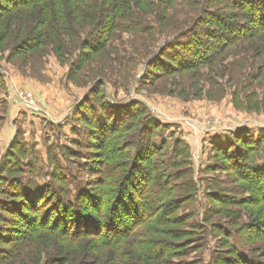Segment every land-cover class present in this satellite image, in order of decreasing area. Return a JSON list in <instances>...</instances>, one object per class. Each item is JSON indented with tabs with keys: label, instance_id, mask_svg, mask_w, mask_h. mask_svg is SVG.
<instances>
[{
	"label": "rangeland",
	"instance_id": "obj_1",
	"mask_svg": "<svg viewBox=\"0 0 264 264\" xmlns=\"http://www.w3.org/2000/svg\"><path fill=\"white\" fill-rule=\"evenodd\" d=\"M75 1L0 0V264H217L238 244L264 262L247 232L264 190L240 164L264 162V27L230 0H150L115 22ZM220 22L259 30L214 54ZM187 27L207 50L172 65ZM124 216L129 237L99 244Z\"/></svg>",
	"mask_w": 264,
	"mask_h": 264
},
{
	"label": "trees",
	"instance_id": "obj_2",
	"mask_svg": "<svg viewBox=\"0 0 264 264\" xmlns=\"http://www.w3.org/2000/svg\"><path fill=\"white\" fill-rule=\"evenodd\" d=\"M76 1L75 2L81 4L82 7L84 5L89 6V2H90V5L93 2V0H76ZM104 1H106L107 3L112 1L113 3H112V5L107 6L106 5L107 3H104ZM104 1L103 2L101 1L98 4H95V7H93V8H95L94 10L95 11L97 10L96 13L98 14L99 18H101L102 15H104L103 16L104 18L105 17L108 18L110 16V19L115 22L119 19L127 18L129 15L126 12V10H128V8L132 7L133 4L135 6H139L145 2H149L150 0H104ZM241 3H245V4L244 5L242 4L240 7L239 4H241ZM230 4H234L235 6L240 7V9L243 10V12L245 14L244 18L249 19V21H251V22H254V24L258 25L257 26L258 28L264 27V16L263 17L261 16V13H264V0H230ZM238 7H236V8L239 9ZM85 14H87V12L83 13L82 15H85ZM101 20L96 21L97 22L96 26L99 30L102 28ZM221 23L222 22H220V24L216 23L215 32L210 31V29H209V31L207 29L205 30V34L207 37H213L216 40L217 44L214 46V51H215L214 54H216V52L218 53L224 47L233 43L235 40H239L240 38L252 35L255 31L257 32L259 30L257 27H255L253 29L246 28L244 24L243 25L238 24L240 26H236V24H229V23H222L221 24ZM99 25L101 26V28L98 27ZM194 26H195V28H198V25H193L192 27H194ZM192 27L185 28L181 33V35H183L184 33L190 34L191 35V37H190L191 41L190 42L189 41L185 42L182 45L183 47L182 46L180 47V45H178L180 48H177L175 50V52L172 48H170L169 51L165 52L167 54L168 60L172 59L171 60L172 65L177 64V63L183 64V61L185 60V58H187L186 55L192 53L193 50L195 51V53L193 54V58H192L194 60H195V57L198 56L196 52L201 54L202 51L207 50L206 43H205V45L203 44V47L201 49V39L199 38V34H198V32L201 30L198 29V32H197L196 29H193V30L190 29ZM103 45H104V43H101L99 45L100 47L99 46H94V47L91 46V48H92V50L95 49L94 51L97 52V51H100L103 49L102 48ZM84 48H85V45H84ZM173 48H175V47H173ZM208 48L212 49L213 46H211V47L209 46ZM202 60L204 62L205 58H203V59L201 58L200 60H198V62H202ZM183 65L189 66L191 64L186 63ZM157 68H160V67L157 66ZM170 69H171V67L169 65V67H167V70H170ZM160 70L165 71L164 68H160ZM253 163L254 162L252 161V157H249V159L246 158L245 161L243 163H240V164L242 166L245 165L246 169L248 167L249 171H247V172L249 175H253V176L255 175L258 177V180L260 181V184L262 185L260 188L261 189L260 193L263 194V190H264V162L261 166H257L258 168L255 167V164H253ZM253 166L255 168H253ZM136 174H138L136 176H139L140 172L137 170ZM134 178H136V180ZM133 180L137 181L138 179H137V177L134 176L133 179H131L130 184H132V182H134ZM128 181H129V179H128ZM125 183H126V181H125ZM125 183L124 184L119 183L118 190H120L122 187H124ZM133 185L136 187V191H137L139 183L134 182ZM130 190L132 191L131 188H130ZM133 190H135V189H133ZM124 191H127V189H125ZM149 210L147 213H149ZM127 212H129V211H127ZM114 216H115V213H113V217ZM125 218H127V217L124 216L119 220L118 226H113V225L110 226L109 224H107L106 228H105L106 232H107V236L103 235L100 232H94L93 235L95 236L96 241L99 242V244H101V245L102 244L108 245L109 243H112V245H115V244L117 245V243L128 238L131 231L138 225L139 221L135 222L131 228L126 230L124 233H122L121 232V226L122 225L125 226L127 224V221H128L127 219L125 220ZM132 219H133V217H132ZM54 221H55V219H53L51 225L49 226L50 228L57 227L56 224L53 223ZM257 223H258V226L256 229L253 227L254 224H251L250 225L251 227L249 226V228L247 229V232L249 231V235H248L249 237L248 238L255 239L257 237H263L264 236V221L261 224L259 222H257ZM45 225H46V223L44 221H41L37 224L36 229L37 228H40V230L44 229ZM202 226L200 224H194L192 227L194 228L195 232H196V230H198L199 232H204L203 230H205V229ZM214 229H216L215 231L217 234H221L224 236V240H227L231 236L235 237V233L232 234V232H230L228 230L223 231V228L221 226L220 227H214ZM35 231L36 230H34L33 232H35ZM186 236L187 235H184V236L178 235V238L186 237ZM235 247L236 248L234 250L229 251L228 254L226 253V255H224L225 256L224 258H226L225 260H222V258H220L217 261V264H219V263H223V264H264V262L260 261V259L259 260L254 259L256 257L252 258V257L247 256L246 255L247 251L243 249L242 245L238 244V246L236 245ZM155 250H156L155 247H153V248L151 247L150 249H147V252L150 253L149 255H152L155 253ZM165 251H167V247L166 246L161 247L160 255L161 254L163 255ZM134 254H136V253H134ZM227 256H230V257H227Z\"/></svg>",
	"mask_w": 264,
	"mask_h": 264
},
{
	"label": "built area",
	"instance_id": "obj_3",
	"mask_svg": "<svg viewBox=\"0 0 264 264\" xmlns=\"http://www.w3.org/2000/svg\"><path fill=\"white\" fill-rule=\"evenodd\" d=\"M25 97H26V98H28V97H29V98H31L30 94H29V95H27V94H26V96H25ZM22 98H23V97H22ZM24 100H25V99H24Z\"/></svg>",
	"mask_w": 264,
	"mask_h": 264
}]
</instances>
